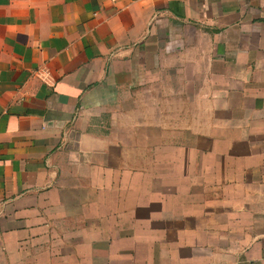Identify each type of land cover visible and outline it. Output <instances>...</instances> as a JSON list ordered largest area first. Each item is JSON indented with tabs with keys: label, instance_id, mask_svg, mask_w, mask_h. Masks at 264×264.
I'll use <instances>...</instances> for the list:
<instances>
[{
	"label": "crops",
	"instance_id": "1",
	"mask_svg": "<svg viewBox=\"0 0 264 264\" xmlns=\"http://www.w3.org/2000/svg\"><path fill=\"white\" fill-rule=\"evenodd\" d=\"M0 264H264V0H0Z\"/></svg>",
	"mask_w": 264,
	"mask_h": 264
}]
</instances>
